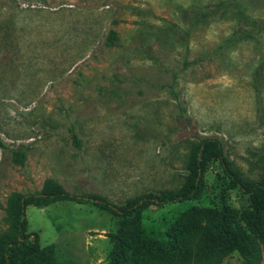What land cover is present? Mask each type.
Returning a JSON list of instances; mask_svg holds the SVG:
<instances>
[{"label":"rangeland","instance_id":"rangeland-1","mask_svg":"<svg viewBox=\"0 0 264 264\" xmlns=\"http://www.w3.org/2000/svg\"><path fill=\"white\" fill-rule=\"evenodd\" d=\"M202 139L263 177L264 0H0V238L13 193L53 181L123 204L175 190ZM224 202L250 205L212 162L197 199L147 211L143 229L158 236L189 207ZM25 218L61 263L109 264L115 217L58 202Z\"/></svg>","mask_w":264,"mask_h":264},{"label":"trees","instance_id":"trees-1","mask_svg":"<svg viewBox=\"0 0 264 264\" xmlns=\"http://www.w3.org/2000/svg\"><path fill=\"white\" fill-rule=\"evenodd\" d=\"M0 148H5L1 142ZM12 155L23 165L22 153ZM212 162L219 163L231 189L249 196V207L236 210L226 202L212 210L191 206L162 234L145 233L144 213L199 197ZM58 202L91 205L118 219L117 232L111 236L109 264H221L233 253L240 256L242 264H261L264 259V175L259 180L242 176L216 139H202L190 151L184 182L175 190L147 192L123 204L97 196L73 195L53 181H48L39 193L11 194L6 209L9 225L0 238V264H64L53 246L41 248L37 234L27 232L25 218L27 206L46 208Z\"/></svg>","mask_w":264,"mask_h":264}]
</instances>
